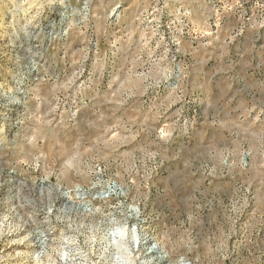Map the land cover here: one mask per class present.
Returning <instances> with one entry per match:
<instances>
[{
	"label": "rangeland",
	"instance_id": "obj_1",
	"mask_svg": "<svg viewBox=\"0 0 264 264\" xmlns=\"http://www.w3.org/2000/svg\"><path fill=\"white\" fill-rule=\"evenodd\" d=\"M120 226L264 264V0H0V264L121 261Z\"/></svg>",
	"mask_w": 264,
	"mask_h": 264
},
{
	"label": "bare ground",
	"instance_id": "obj_2",
	"mask_svg": "<svg viewBox=\"0 0 264 264\" xmlns=\"http://www.w3.org/2000/svg\"><path fill=\"white\" fill-rule=\"evenodd\" d=\"M17 232V231H16ZM9 235V236H8ZM19 234H8L6 233L4 236H6V240L14 239L18 237ZM108 235V234H107ZM107 245H105L102 253L110 252L112 250V247L117 249V254L122 257L121 261L116 259L115 261H109V264H134L135 261H137V258L140 259V257H137L140 251V242H139V233L137 231H131L126 226H120L116 230V235L112 238L108 235L107 236ZM126 240H130L134 242V247L130 248V245H128V242ZM111 247V249H110ZM113 251V250H112ZM105 255V254H104Z\"/></svg>",
	"mask_w": 264,
	"mask_h": 264
}]
</instances>
